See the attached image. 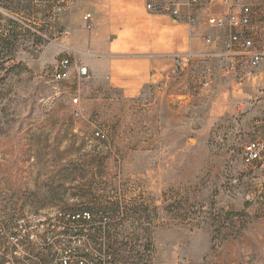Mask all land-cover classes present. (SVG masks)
<instances>
[{"label":"rangeland","instance_id":"rangeland-1","mask_svg":"<svg viewBox=\"0 0 264 264\" xmlns=\"http://www.w3.org/2000/svg\"><path fill=\"white\" fill-rule=\"evenodd\" d=\"M0 8V218L15 206L108 213L119 264H264V154L246 156L264 142V77L188 105L56 85L62 41L35 33L44 19L28 17L29 0Z\"/></svg>","mask_w":264,"mask_h":264},{"label":"crops","instance_id":"crops-1","mask_svg":"<svg viewBox=\"0 0 264 264\" xmlns=\"http://www.w3.org/2000/svg\"><path fill=\"white\" fill-rule=\"evenodd\" d=\"M106 1L78 0L65 13L57 29L68 37L61 40L63 45L55 52L64 54L65 50H72L73 65L89 69V80L95 89L104 87L129 99L151 91L171 102L181 100L184 105L195 96L207 100L227 97L228 88L236 83L221 78L220 58L231 32L228 26L210 28L206 18L226 21L231 9L239 3L254 7L252 33L264 44V10L258 9L255 0L211 5L193 27L176 23L167 16L147 13L145 0H121L120 9L110 6L106 9L103 3ZM88 13L95 19L92 30L87 29L84 20ZM205 37H211L213 44L208 45ZM186 55L192 58L190 61L185 58L183 73L170 79L176 69V57ZM216 74V80L207 87ZM259 74L264 77V66ZM193 85L201 86L198 94L192 91Z\"/></svg>","mask_w":264,"mask_h":264},{"label":"built area","instance_id":"built-area-1","mask_svg":"<svg viewBox=\"0 0 264 264\" xmlns=\"http://www.w3.org/2000/svg\"><path fill=\"white\" fill-rule=\"evenodd\" d=\"M78 0H29L28 17L40 20L35 33L45 38L44 33L54 32L55 39L62 40L68 34L58 30L57 26L64 14ZM231 0H145L147 13L167 16L176 23L196 26L209 6L217 3H229ZM258 9L264 10V0H259ZM0 13L7 11L0 8ZM254 7L239 3L231 9L226 21L207 17L210 28L221 29L228 26L230 37L224 45L223 65L220 73L242 86L246 81L256 78L264 66V44L258 42L252 33ZM11 19H27L20 15ZM264 19V18H263ZM88 30L94 27V17L84 16ZM208 45L213 44L211 37H205ZM63 58L52 74L56 85L75 80L79 87L89 81V69L82 65H73V51ZM192 55L177 56L176 69L170 79L178 78L185 69L186 59ZM208 61V57H205ZM200 85H193L194 94L199 93ZM80 91L71 96L73 115L82 116ZM264 93V90H263ZM99 136V133H97ZM264 154V142L255 141L247 147L249 162H260ZM8 218H0V264H119L118 243L114 241L113 219L108 213L90 210H59L43 214L29 206H15Z\"/></svg>","mask_w":264,"mask_h":264},{"label":"trees","instance_id":"trees-1","mask_svg":"<svg viewBox=\"0 0 264 264\" xmlns=\"http://www.w3.org/2000/svg\"><path fill=\"white\" fill-rule=\"evenodd\" d=\"M6 48H7V44H6Z\"/></svg>","mask_w":264,"mask_h":264}]
</instances>
